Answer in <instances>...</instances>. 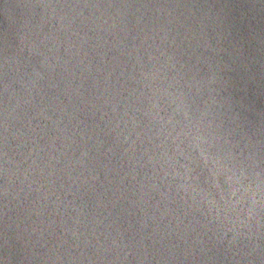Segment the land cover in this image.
Here are the masks:
<instances>
[{
  "label": "water",
  "instance_id": "95a60500",
  "mask_svg": "<svg viewBox=\"0 0 264 264\" xmlns=\"http://www.w3.org/2000/svg\"><path fill=\"white\" fill-rule=\"evenodd\" d=\"M0 264H264V0H0Z\"/></svg>",
  "mask_w": 264,
  "mask_h": 264
}]
</instances>
